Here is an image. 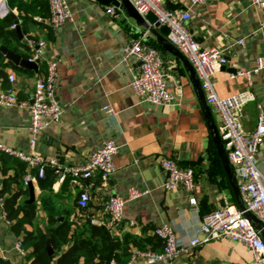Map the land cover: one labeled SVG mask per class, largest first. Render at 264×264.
<instances>
[{"label": "crops", "instance_id": "0c3cea01", "mask_svg": "<svg viewBox=\"0 0 264 264\" xmlns=\"http://www.w3.org/2000/svg\"><path fill=\"white\" fill-rule=\"evenodd\" d=\"M14 1L20 9L16 5L8 8L23 39L44 41L46 48L37 72L6 68L5 76L0 78V89L9 86L7 76L13 74L16 96L29 101L36 79L44 73V60L57 63L53 99L62 113L58 123L38 136L36 152L54 159L60 167H69L85 164L106 139L114 140L118 146L113 157L115 171L107 186H100L98 175L82 183V189L90 197L85 210L77 207L79 188L71 185L70 178L58 182V173L47 168L39 180L36 172L28 171L37 210L35 225L43 230L46 227V214L40 202L45 196L60 213L59 221L68 219L75 227L71 239L75 230L92 225L103 229L111 243L126 238L130 250L160 252L162 242L153 234L157 226L170 225L177 237L187 243L196 234L204 215L222 208L239 210V196L217 154L196 82L174 54L162 49L150 33L137 27L123 9L104 6L96 0H64L71 20L54 30L49 28L47 18L38 15L37 0ZM162 4L175 12L189 10L187 28L197 44L203 49L224 52L227 62L212 78L219 98L246 89L252 91L254 101L237 113L243 130L252 131L257 106L264 112V69L254 71L255 59L264 55V29L260 28L263 13L248 0H206L195 7L190 6L189 0H162ZM111 8L114 13H107ZM134 37H144V45L158 49L166 87L174 96L172 104L140 103L131 89L137 65L133 58L124 59L123 53L124 45ZM165 39L168 41V36ZM240 41L243 43L238 44ZM23 51L19 48V52ZM239 72L249 73V78L238 76ZM104 107L111 109L112 114L105 113ZM29 122L27 110L0 107V145L26 151ZM162 157L172 158L181 168L193 169L191 193L182 188L163 189ZM256 165L264 175V142ZM130 189L142 195L125 204L120 223L109 225L104 211L107 198L111 195L125 198ZM191 198L195 199L194 205L189 202ZM27 199L28 194L24 201ZM16 242L19 239L10 222L3 218L0 201V264H28L25 257L28 251L23 250L24 255L18 253ZM114 253L118 256L120 252ZM157 264H253V257L242 243L217 239L187 248Z\"/></svg>", "mask_w": 264, "mask_h": 264}, {"label": "built area", "instance_id": "2783aa9c", "mask_svg": "<svg viewBox=\"0 0 264 264\" xmlns=\"http://www.w3.org/2000/svg\"><path fill=\"white\" fill-rule=\"evenodd\" d=\"M133 9L141 16L151 13L155 17L158 27L165 26L168 30V42L181 53L193 68L196 80L204 96L211 115L216 119V128L221 144L225 151L228 164L233 174L238 190L240 202L244 210L230 211L222 208L204 215L196 229V234L187 243L182 242L174 229L168 224H161L153 230V234L162 242L160 252L133 249L129 258L122 264H157L172 259L187 248H194L217 239L239 242L252 253L253 264H264V241L255 224L245 217L251 213L264 229V175L256 165L257 154L264 142V112L257 106L256 124L252 131L243 130L238 112L247 104L254 101L250 89L226 98H219L215 94L213 75L218 68L225 66L227 60L221 49L201 48L190 34L187 23L191 18L189 10L175 12L163 7L162 0H128ZM249 4L260 10L264 15V0H248ZM206 0H189L190 6L203 5ZM47 24L51 30L57 29L71 20V13L64 0H47ZM107 13L113 14L114 9ZM10 14L6 0H0V19ZM37 21H40L37 19ZM15 24L11 26L12 29ZM264 29V20L260 25ZM144 37H134L124 45V59L133 58L137 65V72L131 83V89L140 103L151 106L170 105L174 96L166 87V76L162 70V61L158 49L143 44ZM240 41L238 44H242ZM31 51L29 62H36L37 66L43 62V52L46 48L44 41L28 40L26 42ZM45 70L34 84L32 97L29 101L19 100L13 88L15 77L7 76L9 86L0 89V107L27 110L29 113V137L27 150H15L0 145V153H4L23 162L28 171H35L36 177L41 179L47 168L58 173V182L70 178L72 186L79 188L77 192V207L85 210L90 197L82 189V183L94 175H98L100 186L106 187L109 177L114 173L113 157L118 146L112 139H106L100 147L94 150L87 162L81 166L60 167L54 159H47L35 150L38 136L50 125L59 122L62 110L53 99L57 63L54 60H44ZM264 69V55L255 59V72ZM246 76L249 73H238ZM103 111L112 114V110L104 107ZM160 168L165 174L163 189L182 188L191 193L194 184V171L191 168H181L176 161L169 157H162ZM30 175L24 178L27 184ZM142 193L135 189L128 190L127 196L122 198L111 195L107 198L104 211L109 225H115L123 220V209L127 202L140 197ZM195 204V199H190ZM5 219V214L3 213ZM6 220V219H5ZM15 250L21 255L24 251L20 242L15 243ZM109 264H118L111 260Z\"/></svg>", "mask_w": 264, "mask_h": 264}, {"label": "trees", "instance_id": "16d2710c", "mask_svg": "<svg viewBox=\"0 0 264 264\" xmlns=\"http://www.w3.org/2000/svg\"><path fill=\"white\" fill-rule=\"evenodd\" d=\"M6 1L9 8L16 5L20 9L14 0ZM35 3L39 4L38 15L48 18L47 0H37ZM15 21L10 14L0 19V45L21 58L28 59L31 51L17 39L15 28H11ZM19 48L24 50L23 53L19 52ZM9 67L22 72V69L12 65L0 53V78L5 76L4 70ZM27 173L28 169L23 162L0 153L1 208L5 219L11 224L12 232L19 239L21 249L28 251L25 256L28 264H109L111 260L122 264L128 260L131 252L128 239L111 243L107 233L101 228L92 225L78 228L71 239V232L75 227L68 219L59 221L60 213L47 202V197L43 196L40 202L46 214L45 226L50 230V246L53 250V255H48L45 250L43 227L34 224L36 205L24 202L28 194L24 181ZM86 232L88 236H85ZM115 251L120 252L118 256Z\"/></svg>", "mask_w": 264, "mask_h": 264}, {"label": "water", "instance_id": "95a60500", "mask_svg": "<svg viewBox=\"0 0 264 264\" xmlns=\"http://www.w3.org/2000/svg\"><path fill=\"white\" fill-rule=\"evenodd\" d=\"M96 1L104 6L111 5L114 8L123 9L128 15V17L134 21L137 27L143 28L148 33H150L157 40V43L162 47V49L174 54L181 61L184 67L189 71V73L192 75V77L194 78V81L196 82V86H197L196 89L199 93V101H200V104L203 110L205 111V117L209 124V129L211 131L212 140L217 149V154L221 160L223 169L225 171V174L227 176V179L229 180V183L232 189L236 191L238 194V190L234 182L232 171L230 169L225 151L223 149L220 138L218 136V132H217L214 119L205 102L204 96L199 87V83L195 78L193 68L190 65V63L187 61V59L181 53H179L168 41H166L165 36L168 35L169 30L165 26L158 28V25L155 24V17L151 13H147L144 17L139 15L133 9L132 5L130 4L128 0H96ZM12 17L14 18V16ZM15 25H17V21H15ZM15 33H16L17 39L22 44L26 45V40L23 39V35L21 34L18 26L15 27ZM0 53L4 56V58L7 61H9L14 66H17L23 69H28L33 72L38 71V66L36 62H29L27 59L21 58L20 55L9 51L7 48H5L2 45H0ZM27 190H28V199L25 200L24 202L26 204H31L34 202V193H33V187L31 183H27ZM238 207H239V210L241 211L244 210L241 202H239ZM245 217L255 224L256 229L260 231V235L262 237V240L264 241V229L262 228L261 223L251 213H245ZM44 233H45V250L47 254L51 256L53 255V250L51 249V246H50V230L44 227Z\"/></svg>", "mask_w": 264, "mask_h": 264}]
</instances>
